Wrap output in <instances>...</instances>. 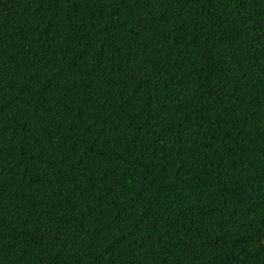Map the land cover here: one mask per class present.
Returning a JSON list of instances; mask_svg holds the SVG:
<instances>
[{"label":"trees","instance_id":"16d2710c","mask_svg":"<svg viewBox=\"0 0 264 264\" xmlns=\"http://www.w3.org/2000/svg\"><path fill=\"white\" fill-rule=\"evenodd\" d=\"M0 264H264V0H0Z\"/></svg>","mask_w":264,"mask_h":264}]
</instances>
